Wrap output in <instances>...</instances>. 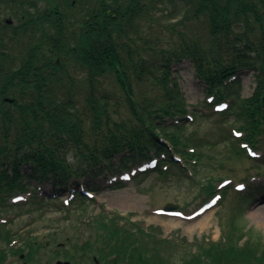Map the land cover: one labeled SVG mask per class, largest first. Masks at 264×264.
<instances>
[{"label":"trees","instance_id":"trees-1","mask_svg":"<svg viewBox=\"0 0 264 264\" xmlns=\"http://www.w3.org/2000/svg\"><path fill=\"white\" fill-rule=\"evenodd\" d=\"M7 1L15 20L0 25V201L33 186L25 179L67 185L128 162L155 159L161 175L186 173L202 160L204 147L216 144L185 133L196 114L203 120L231 117L239 124L243 138L230 135L233 155L247 156L241 142L259 147L264 0ZM182 14V29L158 20L165 16L171 22ZM185 62L193 64L207 96L216 103L230 100L227 112L205 113L193 106L189 111L174 73ZM243 71L254 81L249 97L238 91ZM124 187L118 183L113 189ZM214 189L210 178L206 191ZM238 219H228L219 240L198 241L195 251L181 257L167 239L144 234L146 241L120 222L100 221V260L264 264V236ZM10 233L0 229V242H9ZM94 246L86 242L83 249ZM5 257L0 251V261Z\"/></svg>","mask_w":264,"mask_h":264},{"label":"rangeland","instance_id":"rangeland-1","mask_svg":"<svg viewBox=\"0 0 264 264\" xmlns=\"http://www.w3.org/2000/svg\"><path fill=\"white\" fill-rule=\"evenodd\" d=\"M8 5L1 8L0 24L5 19L15 20ZM173 12L174 9L170 8L169 14ZM185 16L182 14L171 22L166 21L165 16L158 20L166 25L175 23L178 29H182L180 23ZM193 24L197 25L195 22ZM190 27L198 30V27ZM178 69L174 73L190 106L189 111L193 112L195 105L203 107L205 110L202 112L212 110V106L206 104L205 91L196 77L193 64L185 62ZM240 79L238 91L244 97L251 96L254 90L252 73L243 71ZM143 89L150 90L149 87ZM194 117L195 120L186 124L185 133L197 134L201 143L208 141L216 144L203 148L205 155L198 163L190 166L191 175L184 172L161 175L152 171L127 179L123 189H113L115 186L107 185L108 181L125 179L137 167L132 171L122 170L124 173L115 168L104 174L98 173L94 179L84 177L82 182L93 192V198L77 197L69 205L64 204L62 198L57 199L51 195L59 190L64 192L63 185H54L51 181L39 183L24 180V183L32 181L34 187L39 185L42 191L39 190L38 195L41 197L44 193L46 197L43 200L33 197L27 202L26 199L34 192L32 187L29 194L20 193L22 191L14 193L24 195L20 196L22 199L17 203L12 201L11 197L16 196L13 195L0 205V229L11 232L15 238L12 248H23L31 239L35 256L32 262L26 264H56L57 260H68L71 264H94L93 259L102 257L100 250L104 248L103 243L98 241V225L100 221L106 220L108 224L110 221L123 222L122 229H129L135 236L146 241L153 239V235L157 240L167 239L173 244L171 247L176 249L177 257L189 250L195 251L198 241L219 240L228 219L233 215H238L240 223H247L248 227L252 226L264 236V223L259 219V212L264 208V178L251 179L253 175L264 172V132L259 136V147L256 149L259 155L252 159L244 154L237 157L231 151L230 135H233L232 129H238V123L231 117L222 119L220 115H214L209 120L200 119V114ZM130 166L127 164L122 169ZM117 171L122 175L114 176L112 172ZM210 178H213L215 186L229 184L221 201L206 191ZM242 182H253L257 189L239 193L234 186ZM95 183L98 184L95 186ZM162 209L179 214L158 213ZM144 234L149 235L150 239ZM86 242L95 246L85 251L83 247ZM149 245L152 248L153 244ZM10 247L7 242H0V251H10ZM157 247L159 249L162 245L157 244ZM8 258L9 262L4 264H25L26 261L25 258L21 260L12 255ZM105 259L102 258L103 261Z\"/></svg>","mask_w":264,"mask_h":264},{"label":"bare ground","instance_id":"bare-ground-1","mask_svg":"<svg viewBox=\"0 0 264 264\" xmlns=\"http://www.w3.org/2000/svg\"><path fill=\"white\" fill-rule=\"evenodd\" d=\"M259 219L264 223V208H262L259 212Z\"/></svg>","mask_w":264,"mask_h":264},{"label":"flooded vegetation","instance_id":"flooded-vegetation-1","mask_svg":"<svg viewBox=\"0 0 264 264\" xmlns=\"http://www.w3.org/2000/svg\"><path fill=\"white\" fill-rule=\"evenodd\" d=\"M6 4H8V1H7V0H0V11H1V8H2L3 6H5ZM4 22H6V19H5ZM1 24H3V23H1ZM1 24H0V25H1Z\"/></svg>","mask_w":264,"mask_h":264},{"label":"water","instance_id":"water-1","mask_svg":"<svg viewBox=\"0 0 264 264\" xmlns=\"http://www.w3.org/2000/svg\"><path fill=\"white\" fill-rule=\"evenodd\" d=\"M10 23V21H8ZM59 62V61H58Z\"/></svg>","mask_w":264,"mask_h":264}]
</instances>
